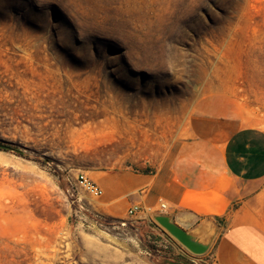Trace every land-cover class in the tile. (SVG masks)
Returning a JSON list of instances; mask_svg holds the SVG:
<instances>
[{
    "label": "rangeland",
    "instance_id": "rangeland-1",
    "mask_svg": "<svg viewBox=\"0 0 264 264\" xmlns=\"http://www.w3.org/2000/svg\"><path fill=\"white\" fill-rule=\"evenodd\" d=\"M212 95L264 129V0H0V143L27 154L0 149V264H208L75 182L148 172Z\"/></svg>",
    "mask_w": 264,
    "mask_h": 264
},
{
    "label": "crops",
    "instance_id": "crops-1",
    "mask_svg": "<svg viewBox=\"0 0 264 264\" xmlns=\"http://www.w3.org/2000/svg\"><path fill=\"white\" fill-rule=\"evenodd\" d=\"M149 166L148 172L101 175L113 211L139 204L174 217H210L220 230L205 256L208 264H264V228L248 220L246 205V187L264 178V129L246 124L232 98L197 100L188 127ZM161 201L167 210L158 209Z\"/></svg>",
    "mask_w": 264,
    "mask_h": 264
},
{
    "label": "water",
    "instance_id": "water-1",
    "mask_svg": "<svg viewBox=\"0 0 264 264\" xmlns=\"http://www.w3.org/2000/svg\"><path fill=\"white\" fill-rule=\"evenodd\" d=\"M150 216L172 239L195 256H202L210 251L220 230V226L210 217H205L196 224L200 217L193 213L174 217L172 214L153 212Z\"/></svg>",
    "mask_w": 264,
    "mask_h": 264
},
{
    "label": "built area",
    "instance_id": "built-area-1",
    "mask_svg": "<svg viewBox=\"0 0 264 264\" xmlns=\"http://www.w3.org/2000/svg\"><path fill=\"white\" fill-rule=\"evenodd\" d=\"M75 186L78 190H83L96 198L102 197L104 193L103 188L83 171H80L77 174ZM158 207L159 210H167L169 208L168 204L163 201L159 202ZM142 213H148L151 215L153 212L149 209H143L139 204L130 205L127 209V214L132 217H140L139 214Z\"/></svg>",
    "mask_w": 264,
    "mask_h": 264
},
{
    "label": "trees",
    "instance_id": "trees-1",
    "mask_svg": "<svg viewBox=\"0 0 264 264\" xmlns=\"http://www.w3.org/2000/svg\"><path fill=\"white\" fill-rule=\"evenodd\" d=\"M0 149L2 150H11V151H14L15 153L19 154V155H23V156H26L27 154L9 144H1L0 145ZM166 259H169L168 257H166ZM168 261V260H167ZM169 264H188V260L187 261H184V260H181V258H175L173 260H169L168 262ZM165 264V263H164Z\"/></svg>",
    "mask_w": 264,
    "mask_h": 264
},
{
    "label": "bare ground",
    "instance_id": "bare-ground-1",
    "mask_svg": "<svg viewBox=\"0 0 264 264\" xmlns=\"http://www.w3.org/2000/svg\"><path fill=\"white\" fill-rule=\"evenodd\" d=\"M93 206H94V205H93ZM255 236H257V235H255ZM249 237H250V236H249ZM248 239H249V238H248ZM251 239H253V237H252ZM262 239H263V237H262ZM253 240H254V239H253ZM253 240H252V241H253ZM250 241H251V240H250ZM255 241H257V240H255ZM255 241H254V242H255ZM257 242H258V241H257ZM255 246H256V245H255ZM259 247H260V246H259ZM263 248H264V247H263Z\"/></svg>",
    "mask_w": 264,
    "mask_h": 264
}]
</instances>
